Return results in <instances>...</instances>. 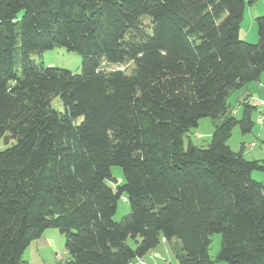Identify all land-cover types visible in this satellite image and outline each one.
I'll return each instance as SVG.
<instances>
[{
	"label": "trees",
	"instance_id": "obj_1",
	"mask_svg": "<svg viewBox=\"0 0 264 264\" xmlns=\"http://www.w3.org/2000/svg\"><path fill=\"white\" fill-rule=\"evenodd\" d=\"M246 2L0 0V264H23L47 228L65 235L64 264H131L161 237L180 241L178 264H213V233L218 260L264 264V161L227 144L257 108L246 98L237 118L228 96L264 73V14L242 39ZM56 46L80 54L79 73L30 56ZM204 117L209 143L184 147Z\"/></svg>",
	"mask_w": 264,
	"mask_h": 264
},
{
	"label": "rangeland",
	"instance_id": "obj_2",
	"mask_svg": "<svg viewBox=\"0 0 264 264\" xmlns=\"http://www.w3.org/2000/svg\"><path fill=\"white\" fill-rule=\"evenodd\" d=\"M244 15V22L242 26L248 27L250 18L248 16V9ZM259 16V15H258ZM254 28L256 24L254 22ZM243 30V28H242ZM256 30V28H255ZM256 33V31H255ZM252 43L250 41H247ZM32 60L37 63H42L45 66H54L70 70L71 72L79 73L81 69V56L75 51L67 50L64 47L56 46L50 50H45L42 53H31ZM102 67L106 70L121 69L129 72L131 69V63L125 62L123 64H107L103 62ZM239 93L237 91L232 92L228 96V105L230 110H235L234 116L239 118L241 116V108L237 102ZM241 99V98H240ZM239 99V100H240ZM54 108L62 110V106L59 100L56 98L53 101ZM264 106H260L253 111L252 120L254 122L253 128L247 133H242L239 126H234L229 138V144L235 150L238 148L239 143L244 141L245 145L253 142L254 147H250L251 150L264 149ZM258 111H261V117L263 119L262 124L257 122ZM213 131V120L210 117L201 118L198 121V125L191 128L183 136L184 147L187 144V140L190 139L194 144L200 147H205L211 138ZM9 143H5L3 139H0V150L7 147ZM249 148V147H248ZM259 173L258 175H255ZM111 174L113 176L110 184L115 187L123 177L122 169L118 165L111 166ZM264 172L253 171V178L261 181ZM129 203L125 197L118 199L116 210L113 215V219L116 221L121 220L129 213ZM209 254L214 260L213 264H228L226 261L218 260L217 254L220 249L221 236L219 233H213L210 236ZM126 243L130 247H134L135 243L131 238L126 239ZM180 241L173 237L166 240L164 237L160 238L158 246L150 251V253H156L160 257L153 258L147 253L144 258L149 264H164V262H170L171 264H178L176 253L180 250ZM68 258V254L65 249V235L61 233L57 228H47L38 240H33L22 254L23 264H64Z\"/></svg>",
	"mask_w": 264,
	"mask_h": 264
},
{
	"label": "crops",
	"instance_id": "obj_3",
	"mask_svg": "<svg viewBox=\"0 0 264 264\" xmlns=\"http://www.w3.org/2000/svg\"><path fill=\"white\" fill-rule=\"evenodd\" d=\"M247 9H248V16L250 18V21H249L248 27L244 28L242 26V23L244 22V15L247 12L246 11ZM263 14H264V0H252V1L248 0V2H246L245 7H244L242 21H241V24H240V27H241V29H240V37L242 39H244L246 41H250L252 43H255L257 41L258 37H257V32L255 33V31H256L255 28L256 27L254 28V26H255L254 22H255V18L258 15H263ZM242 28H243V30H242ZM234 91H237L239 93L237 102L239 103L240 108H241V105H240L241 102L244 99H246V98H248L249 101L252 100V99H257V100L264 101V73H262L260 75V77H259V79L257 81L250 82L245 87H241L239 89H235L232 92H234ZM260 106H263V105H257V108L260 107ZM263 110H264V108H263ZM229 112L234 115L235 110H230V108H229ZM258 113H259L258 116L261 115V111H258ZM262 122H263V120H262ZM227 144L230 146V148L232 150H234L232 148V146L229 144V139L227 141ZM254 146H255V144L253 142H251L250 144L247 143V145H245V142L242 141V142L239 143L238 148L235 149L234 151H238V150L241 149L242 150V155L246 159L264 161V149L261 148L259 150H251L250 147H254ZM258 174L259 173H256L255 175H258ZM252 175H253V173H252ZM261 179H262L261 182L264 183V175L262 176ZM41 236L39 238H37L36 240L40 239Z\"/></svg>",
	"mask_w": 264,
	"mask_h": 264
},
{
	"label": "built area",
	"instance_id": "obj_4",
	"mask_svg": "<svg viewBox=\"0 0 264 264\" xmlns=\"http://www.w3.org/2000/svg\"><path fill=\"white\" fill-rule=\"evenodd\" d=\"M251 102H252V104L254 106H257V105H263L264 106V101H261V100L252 99ZM262 120H263L262 117L259 115L258 118H257V122L259 124H261L262 123ZM148 254H149L150 257H153V258H159L160 257L156 253H150V252H148ZM131 264H149V263L145 260L144 257H141V258L134 259Z\"/></svg>",
	"mask_w": 264,
	"mask_h": 264
}]
</instances>
